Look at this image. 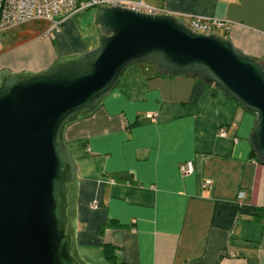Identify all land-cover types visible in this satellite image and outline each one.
Masks as SVG:
<instances>
[{"label": "crops", "instance_id": "crops-1", "mask_svg": "<svg viewBox=\"0 0 264 264\" xmlns=\"http://www.w3.org/2000/svg\"><path fill=\"white\" fill-rule=\"evenodd\" d=\"M149 1L184 19L228 22L226 38L264 65V0ZM82 11L92 33L77 44L62 33L70 18L50 38L0 29V71L38 72L95 48L96 12L73 16ZM254 120L199 78L128 66L103 103L64 133L77 166L83 259L111 264L102 248L110 245L117 264H264V165L248 143ZM187 161L194 170L183 175Z\"/></svg>", "mask_w": 264, "mask_h": 264}, {"label": "water", "instance_id": "water-1", "mask_svg": "<svg viewBox=\"0 0 264 264\" xmlns=\"http://www.w3.org/2000/svg\"><path fill=\"white\" fill-rule=\"evenodd\" d=\"M95 23V48L38 72L0 71V264H90L77 246L79 180L64 133L103 103L132 64L199 78L255 115L248 143L264 165L261 62L171 13L113 5L99 7Z\"/></svg>", "mask_w": 264, "mask_h": 264}, {"label": "built area", "instance_id": "built-area-1", "mask_svg": "<svg viewBox=\"0 0 264 264\" xmlns=\"http://www.w3.org/2000/svg\"><path fill=\"white\" fill-rule=\"evenodd\" d=\"M113 5L144 14L169 13L163 6L150 3L149 0H0V29L41 19L49 22L46 35L53 37L61 30L66 19L75 12L86 9L97 10L99 7ZM178 18L197 33L211 34L217 30L227 32L230 28L228 22L218 18L193 16L188 19ZM219 133L226 134L224 128H221ZM179 170L183 175L190 174L194 166L191 161L183 162L179 165ZM210 183V180H206L202 186L207 187ZM243 196V192L238 195L239 198ZM93 207H97V204L93 203Z\"/></svg>", "mask_w": 264, "mask_h": 264}, {"label": "rangeland", "instance_id": "rangeland-1", "mask_svg": "<svg viewBox=\"0 0 264 264\" xmlns=\"http://www.w3.org/2000/svg\"><path fill=\"white\" fill-rule=\"evenodd\" d=\"M150 2V1H149ZM96 12V10L91 9V13ZM87 11H82L81 13H77L76 15H71L70 21L65 24L63 27V35L69 42V44H77V41H82L83 38H91L92 29H88V20L86 18ZM75 14V13H74ZM82 15L79 17V15ZM73 16V17H72ZM48 28V22L44 20H29L22 24L16 25L14 30L11 32L17 33L20 32L22 37H38L40 34H45ZM216 34L221 36H226V34L221 31H215ZM47 38H50L49 35H44Z\"/></svg>", "mask_w": 264, "mask_h": 264}, {"label": "trees", "instance_id": "trees-1", "mask_svg": "<svg viewBox=\"0 0 264 264\" xmlns=\"http://www.w3.org/2000/svg\"><path fill=\"white\" fill-rule=\"evenodd\" d=\"M252 156L254 157V159H256V155L253 150H252ZM102 248H103V254L105 260L111 264H117V249L111 247L110 245H104Z\"/></svg>", "mask_w": 264, "mask_h": 264}]
</instances>
